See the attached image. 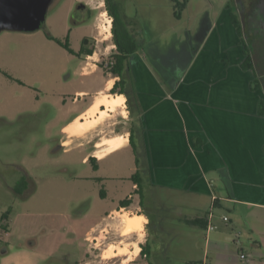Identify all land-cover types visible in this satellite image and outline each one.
<instances>
[{
  "label": "rangeland",
  "instance_id": "1",
  "mask_svg": "<svg viewBox=\"0 0 264 264\" xmlns=\"http://www.w3.org/2000/svg\"><path fill=\"white\" fill-rule=\"evenodd\" d=\"M87 1L97 9L96 27L88 24L77 27L71 35V44L78 48L84 37L97 36L99 49L86 72L95 68V60L100 59L102 64L98 65L101 69L96 76L113 81L115 76L105 68V63L110 61H102L103 57L116 52L113 19L106 0ZM115 1L120 4L121 14L128 24L134 26L138 21V26L142 27L143 51L157 67L154 62L156 55L161 57L160 62L167 60L168 56L171 57L168 60L177 61L173 56L174 47L179 57L186 61L207 30L214 24L222 25L229 20L231 13L237 15L243 26L245 39L256 62L259 58L264 60V37L261 39L259 27L251 23V15L244 11V7L249 8L254 0H188L187 8L179 17H176V8L170 0ZM73 8L74 0H55L39 31H5L0 34V216L9 212L8 219L11 225L13 221L15 229L11 234L0 231V264H14L18 258V251L15 250L20 243L26 242L29 233L35 232L39 241L38 250H41L38 252L48 255L39 264H96V259L92 260L89 256L90 251H86L87 244L79 238V231L82 232L84 226L97 222L112 209L111 199L105 201L101 197L103 191H110L112 196L117 194L114 191L116 188L121 190L118 196L132 191L130 179L125 178L134 165L131 153L121 152L98 164L93 160L84 161L91 144L78 147L77 143L73 146L69 143L61 147L62 140L68 137L64 126L78 113L72 109V104L82 76L78 62L50 37L66 40L68 29L73 25ZM166 66L165 62L159 68L167 69ZM259 76L260 90L263 91L261 69ZM110 93L115 95L112 91ZM105 94L107 91L96 102ZM124 115H127L126 112ZM124 115L116 110L100 122L97 132L92 131L88 136L97 138V141L108 136L114 128H117L118 134L125 135L129 125ZM66 147L71 149L65 150ZM96 166H101L102 175L95 172ZM22 174L31 179L28 185L22 181ZM113 174L122 179H102ZM221 212L226 213L229 220L232 219L236 229L223 232L221 239L229 251H210L209 263L214 264L216 258H222L241 264L239 255L245 252L254 264H264V208L226 204ZM136 213L134 209L121 212L126 227L127 220ZM141 228L144 229L143 226ZM141 232L143 230L128 233L136 239L125 241V251L120 253L121 245L117 244L104 251L103 258H99L102 264H112L115 255L108 257L111 251L119 253V258L123 259L117 264L138 263L135 262V253L143 239ZM99 240L102 241L103 237ZM8 242L15 248L5 254ZM180 252L163 251L166 264H190L173 260ZM188 252L189 257L194 252V258L204 259V251Z\"/></svg>",
  "mask_w": 264,
  "mask_h": 264
},
{
  "label": "crops",
  "instance_id": "2",
  "mask_svg": "<svg viewBox=\"0 0 264 264\" xmlns=\"http://www.w3.org/2000/svg\"><path fill=\"white\" fill-rule=\"evenodd\" d=\"M136 22L134 26L129 24L130 29L142 40L143 29ZM143 48L128 58L122 75L115 76L113 81L96 76L97 64L81 75L80 88L72 104V109L78 113L64 126L68 137L62 140L61 147L69 143L72 146L77 143L78 147L94 144L84 161L91 162L90 159L95 158L98 164L121 152L132 154L134 165L125 177L130 179L132 191L118 196L121 190L116 188V195L103 191L101 197L105 201L111 199V211L117 217L121 215L120 202L132 201L130 209L137 212L133 216L145 218L139 245L142 257L137 264H166L163 251H182L173 260L210 264V251H229L221 239L223 232L236 229L232 219L228 221L230 225L226 224L228 222L223 220L226 213L221 209L226 204L264 208V111L260 107L264 90H260L261 87L252 90L254 82L261 79L256 71L255 56L254 68L244 70V46L231 14L222 25L214 24L207 30L186 61L179 57L175 47L173 56L177 61L168 60L171 58L168 56L160 62L161 57L154 56V62L161 66L166 62L167 69L160 70L154 65ZM110 82V90L119 83V92L115 95L125 99L123 107L127 115L124 117L129 125L125 135L118 134L114 128L106 136L125 138L122 144L112 148L97 146L102 138L96 141L97 138L88 136L92 131L97 132L100 123L80 131L81 126L99 116L84 117L107 91ZM114 112L110 111L108 116ZM70 126L75 131H68ZM95 172L101 173V166ZM136 173L137 182L131 180ZM22 175V181L28 185L31 179ZM102 179L122 177L113 174ZM197 219L202 220L205 227L202 223H193ZM100 221L102 218L84 226L79 238L91 236ZM209 224L217 229L207 231ZM14 230L13 221L11 225L9 220L8 231L0 229L4 234ZM218 230L221 232L216 233ZM26 237V242L15 250L18 258L14 264H39L46 260L48 255L38 252L41 250H38L36 232ZM14 248V244L8 242L4 253ZM124 248L120 246V251L126 250ZM188 251H204V259L194 258V252L189 257ZM214 264L234 263L216 258ZM250 264L254 261L250 260Z\"/></svg>",
  "mask_w": 264,
  "mask_h": 264
},
{
  "label": "flooded vegetation",
  "instance_id": "3",
  "mask_svg": "<svg viewBox=\"0 0 264 264\" xmlns=\"http://www.w3.org/2000/svg\"><path fill=\"white\" fill-rule=\"evenodd\" d=\"M107 4V1H106ZM245 13H249L250 19H252L251 23L253 25L259 27L258 32L261 33V39L264 37V0H254L249 8L244 7ZM97 19V9L92 6L87 0H74V8L71 12V21H73V25L68 29V34L65 41H62L64 45H61L68 53L78 62V65L81 66L80 76L86 73V69L90 65V60L94 59L97 55L99 45L97 36H86L82 39V43L78 48H74L71 44V35L75 31V29L81 25H91L92 28L96 27ZM113 19V18H112ZM113 32V31H112ZM60 45V44H59ZM116 46V44H115ZM117 46L116 52L110 53L109 57L105 56L102 58V61L109 60L110 62L105 63V68L109 71L110 74H113V65H114V57L117 54ZM111 56V57H110ZM259 57V56H257ZM97 65L101 62L99 60H95ZM102 64V63H100ZM99 69L100 66L98 65ZM263 73L264 77V60L259 58L256 62V71L259 73V70ZM114 75V74H113ZM120 77V76H119ZM111 92V90H110ZM94 147V144L92 145ZM133 205L132 201H122L119 205V212H123L126 209H130ZM120 216L113 215V212L110 210L106 213L104 217H102V221L96 225V229L93 228L92 235L89 237L82 238L83 241L87 244V250L90 251L91 259H96V264H102L103 252L107 251L112 245L117 244L124 247V243L129 239H136L135 236L130 237L128 233H124L126 230V226L123 223V219ZM109 220H107V219ZM103 240L100 241L99 238ZM135 262L139 261V258L142 257V251H140L137 256ZM112 264H117L118 262H123V259L119 258V256L113 257ZM99 259V260H98ZM103 264H110L104 263ZM137 264V263H136Z\"/></svg>",
  "mask_w": 264,
  "mask_h": 264
},
{
  "label": "trees",
  "instance_id": "4",
  "mask_svg": "<svg viewBox=\"0 0 264 264\" xmlns=\"http://www.w3.org/2000/svg\"><path fill=\"white\" fill-rule=\"evenodd\" d=\"M107 1V7L108 12L110 13L111 17L113 18V38L114 42L117 46V54L114 57V65H113V74L114 76H121L122 72L125 68L126 61L128 58L136 53L139 48L143 46L142 40H138L135 36V34L132 32V30L129 27V24L126 22L125 18L121 14V6L118 2L115 0H106ZM175 10L176 17H179L180 13L183 12L187 8L188 0H170ZM231 19L234 27L236 28L240 38L241 43L244 46V54L246 56L244 63L242 64V68L244 70H250L254 68V55L251 47L248 45L246 39H245V32L244 28L241 25L237 15L235 13H231ZM51 39L55 40L58 44L64 45L63 42L59 39H55L50 37ZM159 67H162L161 65H158ZM161 70H164L161 68ZM8 78L13 79L11 76L5 74ZM15 80V79H13ZM119 83H116L115 87L111 90L113 93H118L117 86ZM259 81L258 79L254 82V85L252 86V90L256 91L259 89ZM261 110L264 111V102L262 101L260 103ZM263 115V112L261 113ZM95 158H91L90 161H94ZM97 169V166L95 167ZM138 173L132 176L131 180L137 182L138 180ZM8 217L9 212L5 213L2 218L0 219V228L4 231H8ZM195 224H201L203 227H205L202 220L197 219L193 221Z\"/></svg>",
  "mask_w": 264,
  "mask_h": 264
},
{
  "label": "water",
  "instance_id": "5",
  "mask_svg": "<svg viewBox=\"0 0 264 264\" xmlns=\"http://www.w3.org/2000/svg\"><path fill=\"white\" fill-rule=\"evenodd\" d=\"M55 0H0V34L42 29Z\"/></svg>",
  "mask_w": 264,
  "mask_h": 264
},
{
  "label": "bare ground",
  "instance_id": "6",
  "mask_svg": "<svg viewBox=\"0 0 264 264\" xmlns=\"http://www.w3.org/2000/svg\"><path fill=\"white\" fill-rule=\"evenodd\" d=\"M109 25H111V21L108 22ZM108 27V26H107ZM109 31V30H107ZM107 34V33H106ZM107 39H110L109 37H107ZM112 85V82L109 83V87H107V94H105V96L99 101L96 102L94 104V106L84 115V117H95L97 116V114L99 115L98 117H96V119H94L92 122H87L85 125L81 126L82 130L84 131L85 129H89L91 126H95L96 124H99L101 121H103V119L105 117H107L110 113V111H116L121 109V114H125V108L124 106V102L125 99L122 95H114L110 93V87ZM104 107V108H103ZM68 131H75V128L73 126H70L68 129ZM81 130V131H82ZM78 131V130H77ZM76 133V132H74ZM79 133V132H78ZM81 133V132H80ZM125 141V138L121 135L119 136H115V138H102L100 141H98L97 146H103V145H109L110 148L118 146L120 144H122ZM103 153V152H102ZM98 154H101V152H99ZM145 218L143 216H139V215H134L131 219H128L127 222V227L125 232L126 233H132L134 231H141L143 230L141 227L143 226ZM136 255H138L139 251V246H137L136 249ZM125 251V250H124ZM123 251H120V253ZM113 252L111 251L108 255V257H112Z\"/></svg>",
  "mask_w": 264,
  "mask_h": 264
},
{
  "label": "built area",
  "instance_id": "7",
  "mask_svg": "<svg viewBox=\"0 0 264 264\" xmlns=\"http://www.w3.org/2000/svg\"><path fill=\"white\" fill-rule=\"evenodd\" d=\"M223 220L225 222H228L229 218L227 216H224ZM216 229H217V227L214 224H209L207 227V231H209V232L214 231ZM236 243H239V242H236ZM239 257H240L241 264H250V257L245 252H241Z\"/></svg>",
  "mask_w": 264,
  "mask_h": 264
}]
</instances>
